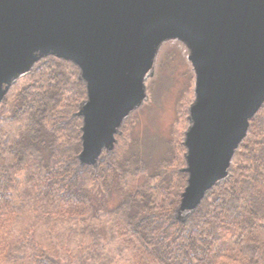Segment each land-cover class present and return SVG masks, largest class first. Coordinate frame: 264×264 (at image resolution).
Segmentation results:
<instances>
[{"label":"trees","instance_id":"obj_1","mask_svg":"<svg viewBox=\"0 0 264 264\" xmlns=\"http://www.w3.org/2000/svg\"><path fill=\"white\" fill-rule=\"evenodd\" d=\"M175 56L161 62L171 75ZM87 97L79 66L50 56L0 102V264H264V102L228 177L181 218L182 130L150 150L131 113L114 147L82 163Z\"/></svg>","mask_w":264,"mask_h":264},{"label":"water","instance_id":"obj_2","mask_svg":"<svg viewBox=\"0 0 264 264\" xmlns=\"http://www.w3.org/2000/svg\"><path fill=\"white\" fill-rule=\"evenodd\" d=\"M170 35L189 39L198 74L182 203L194 210L228 177L264 102V0H0V102L40 57L75 61L88 87L80 159L95 163L141 103L153 55Z\"/></svg>","mask_w":264,"mask_h":264},{"label":"rangeland","instance_id":"obj_3","mask_svg":"<svg viewBox=\"0 0 264 264\" xmlns=\"http://www.w3.org/2000/svg\"><path fill=\"white\" fill-rule=\"evenodd\" d=\"M188 40L184 36H179V35L171 36L170 35V36L164 37L159 42L156 52L153 55V63L143 83L144 95L141 99V103L138 106H136L134 110L130 112V114L134 113V114H137L139 117L138 124L135 128V136L142 140V143L146 145L147 149L157 150L159 146H162V145L164 148V141L166 138H168L171 128L175 127V130H178V131L182 130V135H183L182 141H183V145L185 146L184 170H186V168H189L191 166V162L188 156H190L192 151L189 149L188 146L185 145V141L189 140L187 133L192 128H195L197 124V121L194 119V116H193L192 107L195 104L197 105L200 103V98L196 94L198 74H197V71L195 70L194 63L191 59L194 50H193V46L190 44ZM168 52H175V55H177L175 57L177 59L178 67H177L175 74L173 75H171V73L168 74L169 68H166L164 70V68L161 65L162 60L165 59V56ZM50 56L61 57V56H56L53 54H48V55L40 57L34 63V65L38 61H41L42 59L46 57H50ZM79 68H80L81 77H82L81 67L79 66ZM29 72L18 76L13 81V83H15L20 78H23ZM182 89L184 90L188 89L185 97L183 98L184 101L187 98L188 100L192 98V101L190 102V104L188 105L186 109L187 116H186V123L184 124V126H183V123L180 124L178 123V121L176 122V119H178V117L180 116L178 114V106L180 102L179 98H181L183 95ZM87 100H88V97L84 101L85 103H83L81 107H84L87 104L86 103ZM127 117L128 116L124 117L121 124L117 126L118 133H120L123 122ZM180 118H182V116H180L179 119ZM83 126H84V118H83ZM179 134H181V132ZM153 141L157 143L156 146H154L155 142L153 143ZM153 146H154V149H153ZM91 154L92 152L89 153L88 159H91L90 157ZM227 171L229 175V168ZM189 177H190V174L188 173V179ZM182 203H183V198H182ZM191 211L192 210L190 209L183 210L182 204H181L180 209L178 211V215L181 218H185Z\"/></svg>","mask_w":264,"mask_h":264}]
</instances>
